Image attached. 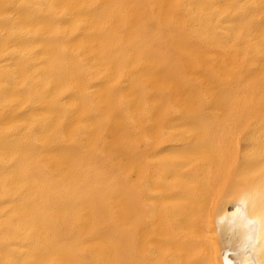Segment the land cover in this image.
<instances>
[{
  "label": "bare ground",
  "instance_id": "1",
  "mask_svg": "<svg viewBox=\"0 0 264 264\" xmlns=\"http://www.w3.org/2000/svg\"><path fill=\"white\" fill-rule=\"evenodd\" d=\"M224 254L264 264V0H0V264Z\"/></svg>",
  "mask_w": 264,
  "mask_h": 264
},
{
  "label": "snow or ice",
  "instance_id": "2",
  "mask_svg": "<svg viewBox=\"0 0 264 264\" xmlns=\"http://www.w3.org/2000/svg\"><path fill=\"white\" fill-rule=\"evenodd\" d=\"M242 203V202H241ZM236 210L231 213V218H229V215L226 213L224 217L221 218V223H227L229 232L233 231L236 227V217L240 213L239 206H235ZM246 239H251V237H246ZM233 254H239V251L237 253ZM224 261L225 264H233L232 261L228 260L227 254H224ZM240 264H251V262L247 261L246 259L241 261Z\"/></svg>",
  "mask_w": 264,
  "mask_h": 264
}]
</instances>
